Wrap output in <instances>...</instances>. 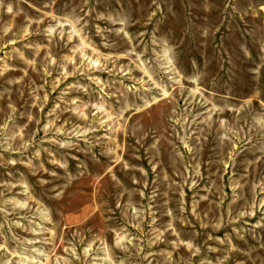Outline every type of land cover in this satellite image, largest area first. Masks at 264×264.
<instances>
[{
	"label": "rangeland",
	"instance_id": "rangeland-1",
	"mask_svg": "<svg viewBox=\"0 0 264 264\" xmlns=\"http://www.w3.org/2000/svg\"><path fill=\"white\" fill-rule=\"evenodd\" d=\"M0 264H264V0H0Z\"/></svg>",
	"mask_w": 264,
	"mask_h": 264
}]
</instances>
